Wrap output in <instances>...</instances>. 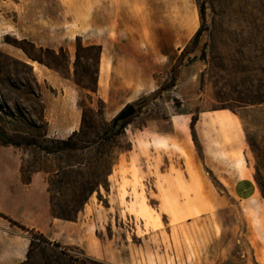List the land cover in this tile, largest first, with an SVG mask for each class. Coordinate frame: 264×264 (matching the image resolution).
Wrapping results in <instances>:
<instances>
[{
	"label": "rangeland",
	"instance_id": "rangeland-1",
	"mask_svg": "<svg viewBox=\"0 0 264 264\" xmlns=\"http://www.w3.org/2000/svg\"><path fill=\"white\" fill-rule=\"evenodd\" d=\"M130 1L127 33H160L143 39V56L125 58L126 66L150 68L115 71L104 99L97 93L101 47L88 44L94 30L65 26L78 17L61 0H0V132L36 142L19 146L24 179L45 174L57 215L75 216L84 206L96 213L102 244V253L92 255L81 246L42 242L33 232L24 264H264V236L254 221L264 207L257 180L264 184V0H150L145 22L137 14L142 0ZM202 3L204 24L193 44ZM172 32L182 35L180 52ZM148 76L150 86L131 85ZM68 95L80 113L71 118L81 130L71 143L76 148L56 141L73 132L50 130L46 112L49 103L55 111L67 107ZM129 104L136 114L121 133L102 138ZM219 108L242 120L258 193H227L217 181L218 193H200L202 184L184 176L182 145L160 138L172 130V114L191 113L195 121ZM54 119L58 129L63 119Z\"/></svg>",
	"mask_w": 264,
	"mask_h": 264
},
{
	"label": "crops",
	"instance_id": "crops-1",
	"mask_svg": "<svg viewBox=\"0 0 264 264\" xmlns=\"http://www.w3.org/2000/svg\"><path fill=\"white\" fill-rule=\"evenodd\" d=\"M61 2L66 11L73 12L78 17L77 21L67 19L65 26L76 22L75 30L84 27L85 32L94 30L91 36L95 39L88 44L101 47L98 96L109 99L114 78L117 76L115 71L150 68L146 65L141 67L124 64L128 53L143 56V47H139L146 46L143 39L152 35L156 37L160 33L145 28L134 30L135 33H127V22L132 21L128 16L134 14V10L130 8L133 5L130 0ZM137 7V14L141 12L142 21L145 22L150 17V0H142V6L138 4ZM172 34L176 40L174 47L180 52L182 48L179 49V46L182 42L179 39L182 35L180 32ZM74 36L83 39L87 37L78 31ZM123 38L142 39V42H123ZM132 47L134 49L129 52ZM121 48L124 50L123 54L120 52ZM131 62L134 63L135 59H131ZM144 62L142 58L141 63ZM31 64L35 70L38 68ZM38 70L44 79L48 78L46 71ZM131 85L148 87L151 85V78L148 76L132 82ZM66 102L67 107L56 111L51 109L50 103L47 104L49 128L54 132L72 133L77 129V125L73 126L71 122V118H77L80 114L77 99L68 95ZM55 117L63 119L58 129ZM169 120L172 130L160 138L165 140L168 137L170 141H177L182 145L188 158L183 160L184 176L186 180L202 184L200 193H218L212 181L219 182L227 193H258L254 179L255 169L248 156L246 135L237 113L227 108H219L200 112L195 121L191 113H175ZM149 142L152 144L154 139L150 137ZM86 214L88 218H85ZM256 220H259L256 224L258 230L262 231L260 235L264 236L263 206L254 214V221ZM97 225V214L88 212L86 206L77 212L75 219L55 216L45 174L35 171L29 182H26L22 151L11 144L0 145V264H22L28 258L33 232L41 233L51 242L81 246L89 254L99 255L102 253V244L96 240ZM203 262H210V259Z\"/></svg>",
	"mask_w": 264,
	"mask_h": 264
},
{
	"label": "trees",
	"instance_id": "trees-1",
	"mask_svg": "<svg viewBox=\"0 0 264 264\" xmlns=\"http://www.w3.org/2000/svg\"><path fill=\"white\" fill-rule=\"evenodd\" d=\"M199 12H200L201 18L203 20V23H202L201 27L197 30V32L195 33V35L193 37V44H197L198 39H199V36L201 34V31H202L203 24H204V18H205V14H206V7H205V4L204 3L200 4V6H199ZM187 49H189L188 46L184 49V51L187 50ZM175 72H176V75H177V71L175 70L174 71V77L176 76L175 75ZM153 95H155V93L151 94L150 97L153 96ZM124 121L125 120H121V121H119L116 124L114 122H112L110 128L105 133L106 136L105 137H102V138L111 139L114 136L119 135L121 133L122 129L124 128V123H123ZM80 133H81V130L80 131H74L68 137V139H56V141L59 142V143H61V144H63V145H66L63 148H76L77 146L75 144L72 145L71 143L73 142V140L75 139V137L77 135H79ZM0 137L3 138V140H2V144L3 145H9V144H11V145H15V146H18L19 147V146H22L24 144H33V143L35 144L36 143L34 141H31V140H28V139H25V138H20L19 139V138L9 137L4 132H0ZM25 180H26V182H29L30 178H26ZM257 180H258V183L261 186L262 191H263L264 190V184H263V182L260 181L259 179H257ZM52 211H53V208H52ZM53 213H54V211H53ZM54 215L55 216H58V217H61V218H66V219H75L76 216H77V214L75 216H69V215H57L55 213H54ZM37 234H38V238H39L40 241L45 242V243H51V241L48 240L41 233H37ZM34 242H35L34 241V238H32L31 246L34 245ZM54 245L59 246L60 243L59 242H54ZM30 249H31V247H30ZM29 254H30V250H29V253H28V258L22 264L26 263L29 260Z\"/></svg>",
	"mask_w": 264,
	"mask_h": 264
},
{
	"label": "water",
	"instance_id": "water-1",
	"mask_svg": "<svg viewBox=\"0 0 264 264\" xmlns=\"http://www.w3.org/2000/svg\"><path fill=\"white\" fill-rule=\"evenodd\" d=\"M136 114V107L134 104L127 105L115 118L114 123H118L121 120H126Z\"/></svg>",
	"mask_w": 264,
	"mask_h": 264
}]
</instances>
